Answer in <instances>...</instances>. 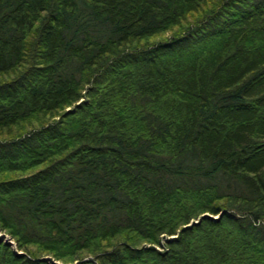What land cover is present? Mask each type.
<instances>
[{"label": "trees", "instance_id": "16d2710c", "mask_svg": "<svg viewBox=\"0 0 264 264\" xmlns=\"http://www.w3.org/2000/svg\"><path fill=\"white\" fill-rule=\"evenodd\" d=\"M0 232V264H264V0H0Z\"/></svg>", "mask_w": 264, "mask_h": 264}, {"label": "rangeland", "instance_id": "374dc122", "mask_svg": "<svg viewBox=\"0 0 264 264\" xmlns=\"http://www.w3.org/2000/svg\"><path fill=\"white\" fill-rule=\"evenodd\" d=\"M0 238H1L3 241L7 242V243H11V241H9V240L7 239V236L4 235V234L1 233V232H0Z\"/></svg>", "mask_w": 264, "mask_h": 264}, {"label": "water", "instance_id": "95a60500", "mask_svg": "<svg viewBox=\"0 0 264 264\" xmlns=\"http://www.w3.org/2000/svg\"><path fill=\"white\" fill-rule=\"evenodd\" d=\"M43 259H46V258H43ZM43 259H42V260H43Z\"/></svg>", "mask_w": 264, "mask_h": 264}, {"label": "bare ground", "instance_id": "6f19581e", "mask_svg": "<svg viewBox=\"0 0 264 264\" xmlns=\"http://www.w3.org/2000/svg\"><path fill=\"white\" fill-rule=\"evenodd\" d=\"M9 244H11V243H9Z\"/></svg>", "mask_w": 264, "mask_h": 264}]
</instances>
